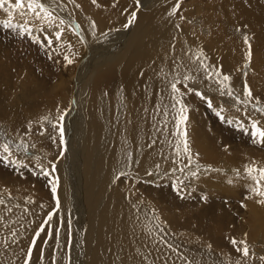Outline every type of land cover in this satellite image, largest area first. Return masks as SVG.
Wrapping results in <instances>:
<instances>
[{
	"label": "bare ground",
	"instance_id": "obj_1",
	"mask_svg": "<svg viewBox=\"0 0 264 264\" xmlns=\"http://www.w3.org/2000/svg\"><path fill=\"white\" fill-rule=\"evenodd\" d=\"M52 1L46 0L51 5L50 8L59 16L68 19V13L55 9L52 6L55 3ZM83 1L87 4L88 0ZM146 1L148 4L141 9V12L136 13V19L128 26L129 29L125 30L128 34L123 30L129 18L128 12L120 15L115 9L114 12L119 15L113 17L106 14L108 11L99 13L95 9L94 12L96 11L97 14L95 22L93 19H87V22L81 24L83 31L86 30V38L90 40L87 45L85 44L88 53L85 56L78 50L79 55L71 66L75 69L81 61L79 73L84 71V67L85 75L90 74L92 77L85 86L86 93L82 90L83 86L80 92L78 91L79 98L74 96L73 109L79 106L80 110L75 117L73 116L76 118L74 119L76 126L72 129L73 134L67 135L68 140L67 143L64 141L62 152L59 144L56 148L53 147L54 144L57 145L55 138L44 141L46 146H52L53 154L59 157L50 161L49 166L51 170L55 167L57 174H60L61 169L58 180L62 184L60 186L57 184L59 211L52 212L56 214L53 215L50 224L44 225L45 231L41 232L39 237L35 236V232L47 219L51 209L50 203L47 202L44 206L39 203L19 201V199H31L33 196L35 174L39 170L29 166L17 169L15 165L0 161V192L3 190L11 192L10 196L5 193L0 195L5 201L4 205H0V264H24L29 247H32L30 264H58L61 258H64L67 249H70L69 253L72 255L71 258L68 257L71 259L68 264H224L219 256L224 254L226 257L225 252L220 253L222 248L228 246L225 241L226 230L229 227L234 233L238 231L233 229L231 224L243 218V215L249 214L252 220L264 225V204L258 203L261 198L250 192L249 185L253 183L251 179L242 180L240 186L234 184L229 186L227 183L225 185L223 181L206 182V179H200L197 184L190 183L195 178L191 175L193 171L197 168H199L198 174H203L205 171L201 164H196L193 156L192 162L189 163L188 155L184 153L182 145L177 151L176 145L180 143V135L174 116L179 106L171 89V83L179 81L178 87L181 86L183 92L188 91V87H195L204 94L209 92L208 94L216 100L222 98L240 106L241 104H237L233 97L240 96L242 99L246 97L240 90V85L232 84L234 79L230 81L233 96L221 95L217 90L221 87L217 83L218 78L213 76L209 79L204 69L199 66V61H194L190 57L200 50H196L194 46L201 44L200 48L208 54V57L201 59L210 66V72L216 70V67H212L214 62L218 66L221 65L225 72L230 74L236 72L233 60L237 56L234 50L222 55L217 51L224 43L225 46L234 45V40L227 35L225 37L224 32L226 27L232 28L233 24L240 23L255 28L256 39L262 45L263 51L260 53L261 59L258 60L257 67L264 68V38L260 35L261 33L264 36V0H204L212 18L216 17L215 24L218 20L222 23L212 25L215 26L213 33L210 39L204 36L205 39L207 38L205 42L197 31L184 25L183 18L178 16L179 9L175 15H169L182 0ZM55 2L58 6L57 1ZM131 2L132 0H126L122 4L130 6ZM12 3L15 1L13 0ZM219 5L221 13L217 11L220 9ZM4 7L9 8V12L0 8V18L4 21L9 17L12 18L15 12L21 15L19 10L11 8L9 3H5ZM89 7L87 5V8ZM129 9H132V5ZM183 9L185 14L191 8L186 4L183 5ZM25 12L33 14L29 10ZM197 12L191 9L190 14L195 15ZM21 18L22 15L18 16L17 20ZM110 27L119 28L113 41L115 44L111 47L115 49H108L110 43L108 45L107 39H99L95 48L93 38H100L103 34L99 36V30H108ZM220 28H223L224 32H216ZM13 30L18 32L17 28ZM71 31L74 30L71 28ZM32 35H34L32 38L38 37L37 31L34 30ZM52 35L49 38L52 40L51 44L41 40L46 49L49 47L51 52L63 54L65 60V55L68 56L65 53L67 50L71 55L77 52L76 44H72L74 40H71L72 33L70 37L68 36L70 42H64L62 39L57 41ZM4 45L5 39L0 29V48ZM83 51H86L85 47ZM84 65L94 67L91 66L93 69L89 70ZM7 69L8 66L0 68V116L2 120L13 125L19 135L25 136L23 132L28 129H25V125H29L32 120L36 122L37 114L45 111L39 103L33 102L34 96H45L46 92L50 95L55 85L41 89L33 86V82L26 78L21 86L23 87L21 95H25L12 100L10 94L8 95L12 89V81L10 80L7 86ZM188 75L194 76L195 80L184 83V77ZM81 77L77 76L75 81ZM192 96H188V99L195 101L194 95ZM250 109H254L252 105ZM14 111L16 113L13 116ZM67 114L70 118L73 112ZM191 118L195 119L189 118V123L193 122L190 129L194 154L196 153L201 161L214 163L223 156L219 143L227 144L229 141L241 140L244 137L243 131H240L236 124H232L233 129H225L223 132L218 130L220 127L217 129L223 138L220 142L216 135H212L207 127H204L208 123L200 125L197 115H192ZM176 119L178 120V116ZM220 126L225 127V122L220 123ZM184 127L186 124L182 125L179 131ZM0 133L3 135L2 132ZM8 136L5 134L0 138L11 141L13 151L19 153L23 150H17L16 145L23 142L27 146V151L23 152H31L26 153L29 157H32V145L40 148L39 136L20 137L28 139V142ZM39 152L44 154L40 149ZM40 153L37 155L44 158L45 156ZM32 158L26 159L32 162ZM228 158L233 160L234 156ZM26 159L24 161H27ZM43 160H45L43 164L46 165L47 159ZM13 172H16L15 176L12 175ZM121 173L124 175L121 176ZM129 182L134 188H139V191L133 189L122 193L120 185ZM212 183L223 187V189L215 187L218 195L226 194L223 198L217 199V195L209 198L208 192L211 191L209 185ZM115 185L116 187L113 188ZM236 187L240 189L242 198L239 199V196L235 195L234 202L239 204V207L246 208V211H243L242 208L239 210L235 206L237 213L239 212L237 217L232 216L225 204V201H230L225 198L229 196L226 190L233 191ZM204 189L209 191L205 192ZM37 190V199L40 201H42L39 199L41 195L48 196L51 193L49 186L45 188L46 192L41 188ZM205 193L207 199H204ZM79 201L82 202L81 208L76 206ZM241 202L245 204L242 205ZM53 224L57 225V229L50 233V228H54ZM13 232L17 235L10 238L11 244L6 245L10 237L8 234ZM161 238L167 243L161 242ZM33 239L36 240L34 248L31 244ZM207 243L210 244L209 247L205 246ZM168 244L173 247L169 248ZM228 251L232 254L227 260L233 264L237 262L264 264V260L257 255L240 261L236 258V254L231 250Z\"/></svg>",
	"mask_w": 264,
	"mask_h": 264
},
{
	"label": "rangeland",
	"instance_id": "obj_2",
	"mask_svg": "<svg viewBox=\"0 0 264 264\" xmlns=\"http://www.w3.org/2000/svg\"><path fill=\"white\" fill-rule=\"evenodd\" d=\"M55 1H57L58 6L56 5ZM107 1H108V3H107ZM125 1L126 0H122V1L121 0H98L96 2V4H93L92 0H88L87 4H85V2L83 0L82 1L81 0H54V2L52 1V3H55V4L54 5L52 4V6L55 9L56 8L59 9L60 12L68 13V19L67 18L65 19V17H63V16L62 17L59 16L56 11L51 9L53 11L54 15L58 16L60 19L65 21V23L63 25H60L59 20H57L56 24L52 28L48 27L42 21H39L38 19H34L33 18L34 14H30V13H26V15H23L22 16L23 18H21L20 20H17V17L21 16V15H19V13H16V12L14 13L15 15L12 16V18L11 17L8 18V20H10L13 24L28 23L30 34L24 33L22 35H19L18 34L20 32L19 28H17L18 32H14L13 28L6 27L3 23L4 20L0 18V20H1L0 21L1 34H2V37H4V39H5V45L0 48V68L8 66V69L6 70L7 86L9 84V81L10 80L12 81V85H11L12 89L8 93V95L10 94L11 96L9 95V97L12 100L13 99L15 100V99H17V98L19 99L21 96L25 95V94L21 95L23 92V87H21V86L23 85L24 79L26 80V78H28L30 82H33V86L39 87L41 89L48 86V85L49 86L55 85L54 86L55 88L53 89V91L50 95L46 92L45 96H36V95L34 96L33 102L39 103L40 107L45 108L44 109L45 111L37 114L38 118H36L37 119L36 122H34L32 120L29 123V125H25V129L28 128L27 130H25L23 132L25 136L19 135L15 131V127L13 125L9 124L7 121L2 120L1 116H0V132L3 133V135H1V133H0V137L7 134V135L11 136L12 138L18 137L19 140H24L26 142H28L27 141L28 139H22L20 137H31V136H39L40 137L39 138L40 148H36L37 146H35V145H32V147H31L32 157H34V158L26 155V153L28 154V152L31 153L30 151H28L26 153H24L22 151V152H20L21 153V155H20V153L15 150L16 152L15 151H13V152H14V155L16 158L23 160V161L26 158H28V159L32 158L33 159L32 162H30L28 159H26L27 161H24L31 168L32 167L35 168V165L37 164V159H36L37 157L41 158L42 164H43V161H45L43 159L46 158L48 161V163L46 165L43 164V166H44V168H46L49 171V175L41 177L39 174L36 173L35 174L36 175L35 186L33 187V191H35V192H34L33 196H31V199H25V200L19 199L20 202H22V201L30 202V203L34 202V203H39V204L44 205V206H46L47 202H49L50 206H51L49 213L59 211L60 206L58 209L56 208L57 192L56 193L52 192V183L55 182L56 184H59V186L62 184V182H60L58 180V176L61 174V169H60V174H57L55 171V167L53 168V170H51V168L49 166L50 161H53L59 157H58V155L53 154L54 150H53L52 146L51 145H50V147L46 146L44 141H47L50 138H55L56 139L55 142H57V145L54 144L53 147L56 148L59 144L61 147L60 152H62L64 141L68 140L67 135L73 134L72 129H74V126H76V124L74 122V119H76V118H74V117L76 116V113H79V110H80L79 106H77L75 109H73V102H75V98H77V99L79 98L78 94H80L79 93L80 88H82L83 86L84 87L82 88V90H84V93H86L85 91L87 90V87H85V86H87L89 78L92 77V76H90V74L85 75V72H84L85 68L84 67H83L84 71H81L79 73V69H80V66L82 64L81 61H79L80 63L77 65V67L75 69L72 68V66L75 62V59L79 55L78 50H79V53L83 52V54H85V56L88 53L86 43H88L90 40H88V37L86 38V36H87L86 30H84L85 31V33H84V31L82 29L83 25L81 26V24H84L85 22H87V19H90V20L93 19V21L95 22V20H96L95 18L97 17L96 11H99V13H104V12L108 11V12H106V14L107 15L109 14V16H112V17L119 15V14L122 15V14L128 12L129 18L127 19V22H125V25H126V24H128V21L130 19V15L132 12H135V13L141 12V9H143L144 6L146 4H148V2L146 0H140L139 4L136 3V0H132V2H131L132 9H129V8H131V5L130 6L124 5L123 6ZM43 2L46 4L48 3V2H46V0H43ZM90 3H92V5ZM132 3H134L136 5L133 6L134 4H132ZM186 4L195 12H197V10H199V12L195 13V15L190 14V11H191V9H190L189 11H187L184 14L183 5L186 6ZM48 5L51 7V5L49 3H48ZM73 5H75V6H73ZM87 5L92 7V8L91 9H90V7L87 8ZM205 6H206V1H204V0H182L180 7H179V13H178V16L181 17V19L183 18L182 20L184 21V25L187 28L190 26L195 31H197L198 35L202 36V39L204 40V41L202 40L203 42H205L207 40V38L210 39L211 34L213 33V31H212L213 28L216 25H218V22L220 21V20H218V22L215 24L216 20L214 18H216V17L212 18V16L210 15V12H209L210 9L206 8ZM99 7H101V8H99ZM104 8H107V9H104ZM219 8H220V5H219ZM95 9H96V11L94 12ZM114 9H115V12L116 13L118 12L119 14H116L114 12ZM26 10L27 9H25V11ZM103 10H105V11H103ZM129 10H130V12H129ZM131 10H133V11H131ZM220 10H221V8L219 10H217L218 13H221ZM100 11H103V12H100ZM217 11L215 13H217ZM70 12H72V13H70ZM111 12H114V13L112 14ZM206 13H207V15H206ZM202 18H203V20H202ZM205 19H207V20H205ZM204 21H206L207 23ZM79 22H81V23H79ZM219 23L222 24L221 22H219ZM212 25H215V26H212ZM257 25L260 26L259 24H257ZM61 27L63 28V33H62L63 37H61L60 39H57V41L62 39L64 42H70V41H68V38L70 37L69 35L71 33L73 35V37H71L72 38L71 40L74 39L72 44H76L75 51H77V52H75L74 54L72 53V55H71L69 50H67L65 52L66 54H68V56H70V55L72 56V57L70 56V58H72L73 63H68V60L67 59L65 60L63 58V54H60L56 51L51 52L49 47L46 49V47H44V45H42L41 40H43V42L48 41L51 34H53L52 36H54L55 37L54 39L56 40L57 30H59ZM123 27H124L123 28L124 31L125 30L127 31V29H129L128 27H125V26H123ZM220 27H223V26H220ZM71 28L74 31H71ZM117 29H119V28H117ZM117 29L110 27L108 30H99L98 35L100 36L103 34V36H100V38H97V39L93 38L94 47L96 48L95 44L99 39H105V40L107 39L106 42L108 43V45L110 43V46L108 49L109 50L115 49V47H113V48H111V47H112V45L115 44L113 41L115 40L116 31L119 32ZM205 29L209 30L210 32L205 30ZM34 30L37 31L36 36H38L40 42H37L36 39L32 38L34 36V35H32V32ZM218 31H220L221 33L224 32L223 28L218 29L216 32H218ZM107 32H109V33H107ZM207 32H209V33H207ZM83 33H84V36H83ZM126 33L128 34V32H126ZM226 35H227V37H231L232 40H234V45H226L225 46L224 45L225 43H224V44H222V48H220V50H218L217 52L220 55H222V53H226V52H230V51L234 50V52H235L234 54H235V56H237L233 60V65L235 66L236 72H234L233 74L225 72L222 69V66L221 65L218 66V64L216 62L212 63V67H216V69L219 68L222 75H229L231 77V81H232V79H234V81H232V84L234 83L235 85H238V86L240 85L239 88H241L240 90H242L243 92H244V85H245V83H247V85L251 88L252 93H253V101L252 102L258 103V106H264V68L259 69L257 67V62L259 59H261L260 53L263 51L261 50L262 45L260 44L259 40L256 39L255 28L248 27V26L242 25L240 23L233 24L232 28L226 27V32H224V36L226 37ZM245 35H247L250 38V43L252 46V57H251L250 61L248 60V58L246 56V53L248 51V45L244 42V36ZM260 35L262 38H264V36L261 33H260ZM199 36H197V37L199 38ZM204 36L207 38L205 39ZM83 37H85V39ZM79 38H80V40H79ZM108 39H110V41ZM72 44H70V45H72ZM83 45H85V46H83ZM201 46H202L201 44H197V46H194V47L196 50L197 49L202 50L204 53V56L208 57V54L205 52V50H203V48H200ZM84 47L86 49L85 52L83 51ZM65 56L68 57L67 55H65ZM205 57H203V58H205ZM81 58L82 57H80V59ZM71 64H72V66H71ZM263 64H264V61H263ZM84 66L89 70H92L94 67L93 65H84ZM91 66H93V67L91 68ZM72 70L75 72H73ZM69 72H71V73H69ZM242 73L245 75H243ZM73 76H75V77H73ZM77 76H82V77L79 80L75 81ZM66 80H67V83L65 84ZM83 81H85V82H83ZM70 84H72V85H70ZM76 87H78V88H76ZM180 88H181V92H183L184 90H182L181 86H180ZM189 88L190 87H188V89ZM197 91H200V90H197ZM187 92H189V91L183 92L181 96L183 98L184 103L187 104L188 109H189L188 120L186 122L189 147H190L191 152L193 154L192 156H193L194 161L196 162L197 165L201 164L202 168L204 167L203 170L205 171L203 174H198L194 178V181L190 182L191 184H197L198 182H200V179H206V182L207 181H210V182L211 181L212 182L223 181L225 185L227 183L228 185L234 184V185L240 186V183L242 180H244V179L246 180V178L251 179L249 177L248 173L245 171L246 166L255 165L257 167L264 168V159H263L264 158V145L254 144L252 142L251 137H250L251 120L256 119V120L260 121L261 126H264V114L256 111L255 109L251 110L250 109L251 105L241 104L240 101H237L235 99V97H233V100L235 102H237V104H241L240 106L229 103L225 99L222 100V98H218L216 100L212 95L208 94L209 93L208 92L205 95L211 99L212 104H213V107L210 108L205 101L201 100L200 97L195 95V93H193V92H189V93H192V95H194L195 101L189 100L188 96L191 97L192 95H190ZM13 96H15L16 98H14ZM74 96H75V98H74ZM242 97H244V96H242ZM65 98L67 99L66 101H65ZM245 99H247V97ZM242 100H244V99H242ZM67 101H70L71 103L70 102L67 103ZM22 102L23 101L21 100V105L23 106L24 103H22ZM21 105H20V108H21ZM247 106H249V107H247ZM67 107H69V108L67 109ZM220 109L224 110L222 114L226 118L233 119L235 122H243L249 128V132L246 133L243 131V129L240 128V131H243V133H244L243 135L245 138L243 137V138H241V140L229 141V142H227V144L226 143L225 144L219 143V146H220L219 149H220V152H223V156L219 157L216 161H214V163L211 161L206 162L203 158L202 159L204 161H201V158L199 159V157L196 156V153L194 154L195 150H194V146H193V137L191 135V129H190V126H192L193 122L189 123V121H190V119L195 120L194 118H191L192 115H197L200 125H205L206 123H208L204 127H207L208 131L210 133H212V135H216L218 137L219 141L221 142V140L223 138L221 137V134L218 130L223 132V130H225V129H233L232 127H234V126H232V124L226 123V120L220 119V117L217 115V111H219ZM72 112H73V115H72V117L69 118L67 113H72ZM15 113L16 112L14 111L12 113V115L14 116ZM61 114L64 115V119L62 121H59V125L62 126L63 130H64L63 136L64 135L65 136L63 137V139H61L59 127L56 126ZM177 116H178V108L176 109V113L174 116L175 122H177V119H176ZM45 117H47V119H45ZM202 120H203V123H202ZM223 122H225V127L222 128L220 126V123H223ZM233 124H235V123H233ZM34 128H36V129L34 130ZM229 132H232V131H229ZM9 136H8V138H9ZM2 139H5V138H0V144H2L4 142V140H2ZM66 143H67V141H66ZM235 147L239 148V149H236ZM39 149L41 151H44V154H41L39 152ZM37 150H38V152H37ZM239 151H240V153H239ZM39 153L45 157L42 158L40 155H37ZM233 156H234L233 160H230L228 158V157L233 158ZM249 156L251 158H249ZM261 156H262V158H261ZM238 157H239V159H238ZM242 157H244V158H242ZM54 164H55V166H57L56 163H54ZM35 169L39 170L38 168H35ZM206 170H207V172H206ZM237 171L239 172V175H237ZM14 173H16V172H13L12 175L15 176L16 174H14ZM135 175L138 176L137 174H135ZM138 177H140V176H138ZM57 181H59V183ZM229 181H232V183H229ZM142 182H140V183H142ZM110 185H111V182H110ZM48 186L50 187L51 193L48 196L41 195L39 199H42V201L38 200L37 199V192H38L37 189L41 188V190L46 192L45 188H47ZM209 186H210L209 189L211 188L210 192H208L209 189L208 190L204 189L205 192L209 193V195H208L209 198L212 195H217V199H219V198H223L226 195V194L218 195V190L215 187H219L220 189H223L222 186H217L216 183L215 184L212 183ZM212 186L214 188H212ZM7 187H10V186H7ZM115 187H116V185L113 188H115ZM199 187H201V186H199ZM120 188L122 190V193L129 192L133 189L139 191V188H134V186L131 182L122 183L120 185ZM239 190L240 189L238 187L234 188L233 191L226 190V192L229 194V196H227L225 198L228 200L230 199V201H228V202L225 201V204H227L229 211L231 212L232 216H235V217H237V215L239 213V212L237 213L235 206L239 210L242 208L243 211H246L245 207H239V204H235L236 202H234L233 197L235 195L239 196L238 197L239 199H240V197L242 198L241 191H239ZM196 191L199 192L198 190H196ZM232 192H235V193H232ZM0 193H1L0 195L5 193L7 196H10V194H11V192L4 191V190H3V192H0ZM199 193L201 194V192H199ZM204 195L206 196L207 194L205 193ZM16 196L19 197V195H16ZM16 196H14V197L17 198ZM67 197L70 199L69 196H67ZM231 199H233V200H231ZM241 204L243 205L245 203L241 202ZM81 205H82V202L79 201V203L76 206L78 208H81ZM17 206H18V208H20L19 205H17ZM249 209H250V207H249ZM242 217L243 218L235 221L233 224L230 225V226H232L233 229L238 230L237 233H234L233 231H231V229L229 227L226 230L227 235L225 236V241L228 244V246L222 248L220 251V253L225 252L226 257H224V254L219 256L223 260L224 264H233L232 262L227 260L228 256L230 254H232L228 250H231L234 254H236L235 255L236 258L240 261L247 259V257H243L241 252L236 251L237 246H234L230 243V239L233 237L236 238L238 241L239 240H247L248 246L250 248V253H251L248 257H251L252 255H257L260 258L264 257V225L261 224V222H259V221L252 220L249 217V214L247 216L243 215ZM53 227L54 228H50V230H51L50 233L56 231L57 225L53 224ZM8 235L10 237L8 238L6 245H9L12 243L10 238H12L13 236H12V234H8ZM198 242H200V240ZM35 246H33V248ZM205 246L209 247L210 244L207 243V244H205ZM254 250L256 252H254ZM257 250H259V252H257ZM69 252H70V249L69 250L67 249L64 252L65 256H64V258H61V260L58 262V264L70 263V261H71L70 258L72 257V255ZM68 257H70V258H68Z\"/></svg>",
	"mask_w": 264,
	"mask_h": 264
},
{
	"label": "snow or ice",
	"instance_id": "obj_3",
	"mask_svg": "<svg viewBox=\"0 0 264 264\" xmlns=\"http://www.w3.org/2000/svg\"><path fill=\"white\" fill-rule=\"evenodd\" d=\"M97 0H92L93 4H96ZM5 3H9L11 5V8L19 10L20 14L26 15L25 9L29 10L31 13L34 14L33 18L38 19L39 21H42L44 24H46L48 27H53L57 20H59L60 25H63L65 23L64 20L60 19L58 16L54 15L53 11L51 10L50 6L43 2V0H15V3H12V0H0V8H3L5 12H9V8L4 7ZM136 3L139 4L140 0H136ZM180 4L177 3L176 6L172 9V11L169 13V15H175L177 10L179 9ZM136 19V13L132 12L130 19L128 21V24L125 25V27H128L131 25V23ZM4 25L8 28H19L20 32L19 35H22L24 33H29V24H13L10 20L3 21ZM63 28L61 27L57 33H56V39H60L62 37ZM34 39L39 41L38 37H34ZM244 42L248 45V51L246 53V56L248 60H251L252 57V46L250 43V38L245 35L244 36ZM49 44L52 43V40L49 39ZM201 57H204V53L202 50H198L195 53L192 54L190 59H193L194 61H199V66L204 69L205 73L207 74L208 78L211 79L213 76L217 77V83L221 86L218 91H220L221 95H228L233 96V90L230 84L231 77L229 75H222L219 68L215 70V72L209 71V65L205 64ZM206 58V57H205ZM68 60V63H73V60L69 57H66ZM189 80H195L194 76L188 75L184 77V83H187ZM179 81H174L171 83V89L173 93L176 94L174 96V99H176V104L179 105L178 108V120H177V128H178V134L180 135V143L176 145L177 151L180 150L181 145L183 146V151L188 155V161L189 163L192 162V152L189 147L188 137H187V129L186 127L182 130H180V127L182 125H185L188 120V106L184 103L183 98L181 96V88L178 87ZM189 92L195 93V95L199 96L201 100L205 101L210 108L213 107L211 99L206 96L204 93L197 91L195 87L189 88ZM244 95L247 97V99L241 100L240 96H236L235 99L237 101H240L241 104H251L252 107L264 114V106H258L257 103H253V93L251 88L245 83L244 85ZM179 97V98H178ZM173 107H176V105H173ZM223 109H220L217 111V115L222 120H226L227 123L233 124L235 123L237 127L243 129L244 132H249V128L243 123V122H235L233 119L226 118L222 113ZM47 119V117H45ZM64 119V115L61 114L59 117V120L57 122V125L59 127V132L61 135V139H63V127L59 125V121H62ZM250 137L252 139V142L254 144H261L264 145V126L260 125V121L256 119L251 120V131H250ZM11 141L5 140L2 144H0V161L7 162L10 165H15L17 169H23L28 167V165L23 161L15 157L13 149L11 147ZM17 150H23L27 151V146L21 142L20 144L16 145ZM37 164L35 165V168L39 169V172L37 174L48 176L49 171L44 168L41 158L37 157ZM157 167H159L157 165ZM183 171V169H180ZM218 171V170H217ZM245 171L248 173L249 177L253 181L252 184L249 185L250 192L257 197H260L258 203L264 204V168L257 167L255 165L253 166H246ZM199 168H197L196 171H193L191 175L193 177H196L198 175ZM121 176L124 175V173L120 174ZM151 175V173H149ZM237 175H239V172L237 171ZM229 183H232V181H229ZM177 190H180L179 184L177 185ZM52 192H57V184L55 182L52 183ZM204 199H207L205 196ZM5 203L3 197H0V205H3ZM60 206L59 197L56 198V208L58 209ZM246 206V205H245ZM56 213L50 212L47 215V219L43 221L38 231L35 232V236L39 237L40 233L45 231L44 225L50 224V222L53 219V215ZM17 234L15 232L12 233V236L15 237ZM161 242L167 243L166 241H163V238H161ZM230 243L236 247V251L241 252L243 257H248L250 253V248L248 246L247 240H237L236 238H231ZM32 246H35L36 240L33 239L31 242ZM169 248H172L173 246L171 244L167 245ZM32 255V247H29L25 254V261L24 264H30V259ZM262 260H264V257H261ZM239 264V262H237Z\"/></svg>",
	"mask_w": 264,
	"mask_h": 264
}]
</instances>
